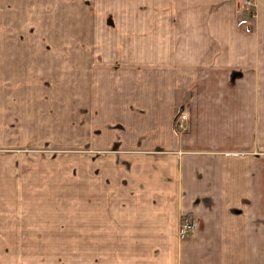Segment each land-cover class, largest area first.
Listing matches in <instances>:
<instances>
[{
    "label": "crops",
    "instance_id": "crops-1",
    "mask_svg": "<svg viewBox=\"0 0 264 264\" xmlns=\"http://www.w3.org/2000/svg\"><path fill=\"white\" fill-rule=\"evenodd\" d=\"M89 1L69 39L0 38V239L51 264H264V0ZM62 143L65 165L40 150Z\"/></svg>",
    "mask_w": 264,
    "mask_h": 264
},
{
    "label": "rangeland",
    "instance_id": "rangeland-1",
    "mask_svg": "<svg viewBox=\"0 0 264 264\" xmlns=\"http://www.w3.org/2000/svg\"><path fill=\"white\" fill-rule=\"evenodd\" d=\"M80 1L81 0H0V12L7 6L13 7L15 10V28L12 26V28H8L5 31L0 30V38L69 39L71 37L69 22L70 7L72 2L77 3ZM91 1L95 3V0ZM98 1L101 2V0ZM86 3L91 6L89 0H86ZM82 5L83 3L79 4V6ZM2 22L5 23V21H2L0 18V23ZM40 150L46 151L48 155L53 152L59 155L65 165L66 160L70 158L69 154L71 148L69 143H62L61 145H57L55 151H52V148L46 147H42ZM67 164V166H69V161ZM35 241L36 240L0 239V264L53 263L50 257L54 256L51 254L45 253L44 256H39L31 253L35 252V250L40 251L41 249H35ZM23 243H27L28 246L25 251H23ZM69 245V242L63 244L64 249L66 246L69 247Z\"/></svg>",
    "mask_w": 264,
    "mask_h": 264
},
{
    "label": "built area",
    "instance_id": "built-area-1",
    "mask_svg": "<svg viewBox=\"0 0 264 264\" xmlns=\"http://www.w3.org/2000/svg\"><path fill=\"white\" fill-rule=\"evenodd\" d=\"M244 4L247 6H253L255 0H243ZM187 119V113L183 109H178L175 115V125L183 129L185 126V121ZM196 226V219L191 213H184L180 216L178 223V236L180 239H186L192 235Z\"/></svg>",
    "mask_w": 264,
    "mask_h": 264
}]
</instances>
